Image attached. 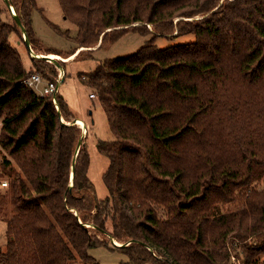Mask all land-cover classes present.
Listing matches in <instances>:
<instances>
[{"label": "trees", "instance_id": "obj_1", "mask_svg": "<svg viewBox=\"0 0 264 264\" xmlns=\"http://www.w3.org/2000/svg\"><path fill=\"white\" fill-rule=\"evenodd\" d=\"M8 2L35 55L64 56L41 52L36 0ZM59 2L78 29L73 35L46 20L75 43L66 59L129 34L151 39L80 75L115 137L97 143L109 160L108 196L99 199L68 103L59 91L57 108L22 83L35 73L54 82L56 67L32 57L33 69H25L11 43L13 35L25 43L19 24L0 0V148L8 170L0 264H101L90 250L103 247L122 252L126 264H264V189L255 188L264 179V0ZM187 35L195 41L155 44ZM239 200L241 209L222 210Z\"/></svg>", "mask_w": 264, "mask_h": 264}, {"label": "rangeland", "instance_id": "obj_2", "mask_svg": "<svg viewBox=\"0 0 264 264\" xmlns=\"http://www.w3.org/2000/svg\"><path fill=\"white\" fill-rule=\"evenodd\" d=\"M36 2L38 7L42 9V12L37 11L33 15L34 27L39 38L43 41L41 52L45 54L43 48L48 47L53 50L64 52V56H62L64 58L66 56L65 53L68 54L71 52L70 50L74 48L75 43L58 35L52 27L48 25L46 20L60 27L63 31H71L73 35L77 34V26L64 17L59 0H36ZM2 18L8 21L5 14H2ZM22 37L24 39L23 33ZM150 39L151 36L146 37L140 34H129L117 41L115 44L111 45L108 49L96 50L98 46L86 47L83 48L84 50H82L80 54H77L79 57L77 56L76 60L74 59L69 63L64 62L63 60L59 61V63L62 62L66 64L65 70L68 74L67 78L65 80L63 79V83L60 86V94L68 103L70 112L77 117L78 120H80L78 122V126L82 128L84 124H86L82 140H84L83 142L87 144V149L91 159L88 176L95 186L99 199H105L108 196L107 188L103 182V174L107 170L109 160L98 152L97 143L100 141L110 142L113 141L115 137L110 130L107 116L98 99L90 97V95L94 92L82 83L80 75L93 72L100 63H104L106 60L125 58L138 53ZM194 41L195 36L187 35L179 38L161 37L156 40L155 44L160 50H164L176 45L193 43ZM11 43L19 50L25 69H33L31 60L33 56L30 55L26 43H21L17 35L12 36ZM35 56L37 57L36 59H38L40 55ZM53 65L56 67L57 76L61 73L59 68L63 70V76H65V70L61 64L60 67L55 64ZM1 129L2 121H0V133ZM3 157L4 152L0 148V192L5 190L2 188H8V186H2L3 183H8L5 175L8 173V170L2 167ZM72 182L71 170L70 186L72 185ZM255 188L257 190L264 189V179L258 182L255 185ZM243 205L244 203L239 200L237 203L224 205L222 210L224 212H232L241 209ZM74 213L77 212L74 211ZM160 216H162L161 218H164L163 213H161ZM7 229V223L0 220V252H4L7 248ZM109 229H111L110 223ZM108 240L110 242V239ZM115 244L116 245H113L117 247L122 246L120 243L115 242ZM90 254L95 259L100 261L101 264H126L128 261L127 256L122 252L116 250L113 251L104 247L92 249L90 250ZM232 255L236 256V253L234 252ZM259 260L260 262H264V256L259 257ZM231 264L239 263L236 262L235 259H231Z\"/></svg>", "mask_w": 264, "mask_h": 264}, {"label": "built area", "instance_id": "obj_3", "mask_svg": "<svg viewBox=\"0 0 264 264\" xmlns=\"http://www.w3.org/2000/svg\"><path fill=\"white\" fill-rule=\"evenodd\" d=\"M31 55L36 57L32 50ZM63 79V74L59 73L54 82H47L39 74L35 73L29 78L25 79L22 83L24 86L34 90L38 95L52 98L55 106L58 108L57 96L59 95L60 86L63 83ZM90 97L94 99L95 95L91 94ZM2 186L6 187L7 183H3Z\"/></svg>", "mask_w": 264, "mask_h": 264}, {"label": "water", "instance_id": "obj_4", "mask_svg": "<svg viewBox=\"0 0 264 264\" xmlns=\"http://www.w3.org/2000/svg\"><path fill=\"white\" fill-rule=\"evenodd\" d=\"M5 3H6V5L12 10L13 16L15 17L16 21H17L18 24H19V27H20L21 30H22V33L24 34V41H25V43H26V46H27V48L30 50V53H31L30 41H29V39H28V37H27V33H26V30H25V27L23 26V24L21 23V21L18 19L16 13H15L14 10L12 9V6H11V4L8 2V0H5ZM35 58H37V57H35ZM38 59H41V60H44V61H49V62L55 64L56 66L60 67V63H59V61H61V60H56V59H54V58H49L47 55H41V56H39ZM73 124H76V120L73 121ZM76 125H77V124H76ZM82 129H83V128H82ZM83 131H85V130L83 129ZM74 173H75V165L72 166V181H73V178H74ZM72 186H73V182H72V185H71L70 187H72ZM110 242H111L112 244L116 245L112 238H110ZM121 247H123V246H121Z\"/></svg>", "mask_w": 264, "mask_h": 264}, {"label": "bare ground", "instance_id": "obj_5", "mask_svg": "<svg viewBox=\"0 0 264 264\" xmlns=\"http://www.w3.org/2000/svg\"><path fill=\"white\" fill-rule=\"evenodd\" d=\"M82 50H84V49H81V50H79L78 52H81ZM78 52H77L75 55H73V56H71L70 58H67V59H65V58H63V57H61V56H59V55H55V54H50V55H47V56H48L49 58H54V59H56V60H63L64 62L69 63V62L73 61V60L76 58ZM59 70H60L61 74H63V70L60 69V68H59ZM79 121H80V120H76V124H77V125H78V122H79ZM82 128L85 130V129H86V124H84V126H83Z\"/></svg>", "mask_w": 264, "mask_h": 264}, {"label": "crops", "instance_id": "obj_6", "mask_svg": "<svg viewBox=\"0 0 264 264\" xmlns=\"http://www.w3.org/2000/svg\"><path fill=\"white\" fill-rule=\"evenodd\" d=\"M81 50V49H80Z\"/></svg>", "mask_w": 264, "mask_h": 264}]
</instances>
